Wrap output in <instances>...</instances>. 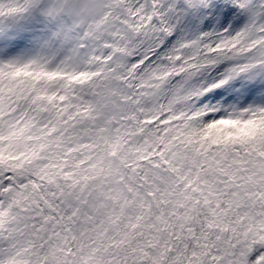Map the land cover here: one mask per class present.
<instances>
[{
    "label": "snow or ice",
    "instance_id": "6c2138e0",
    "mask_svg": "<svg viewBox=\"0 0 264 264\" xmlns=\"http://www.w3.org/2000/svg\"><path fill=\"white\" fill-rule=\"evenodd\" d=\"M0 264H264V0H0Z\"/></svg>",
    "mask_w": 264,
    "mask_h": 264
}]
</instances>
